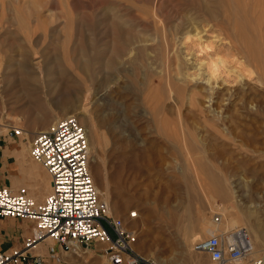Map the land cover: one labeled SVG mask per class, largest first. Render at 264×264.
I'll return each instance as SVG.
<instances>
[{"label":"rangeland","instance_id":"obj_1","mask_svg":"<svg viewBox=\"0 0 264 264\" xmlns=\"http://www.w3.org/2000/svg\"><path fill=\"white\" fill-rule=\"evenodd\" d=\"M197 32L211 59L196 44ZM218 58L224 65L212 67L211 77L207 67ZM263 79L264 0H0V146L19 147L30 161L28 140L8 139V128L29 138L75 114L99 197L107 185L109 202L124 204L112 214L154 264L192 263L171 209L187 199L193 208L207 206L220 187L238 213L207 214L204 237L226 231L233 217L264 264ZM206 81L227 103L221 117L207 108ZM193 93L200 96L191 100ZM48 190L41 199L29 195L41 201ZM129 210L140 218L130 221ZM255 220L261 241L248 229ZM60 257L64 264H107L94 252Z\"/></svg>","mask_w":264,"mask_h":264},{"label":"built area","instance_id":"obj_2","mask_svg":"<svg viewBox=\"0 0 264 264\" xmlns=\"http://www.w3.org/2000/svg\"><path fill=\"white\" fill-rule=\"evenodd\" d=\"M5 135L28 140L29 157L48 174L49 190L36 201L23 187L0 186V218L32 222L31 233L20 247L0 250V264H41L40 256L31 251L45 238L60 253H100L107 264H154L134 250L135 232L122 218L107 214L99 200L87 169L86 134L75 116L61 117L27 139L18 127H10ZM134 211L127 212L128 218L134 217ZM47 250L59 258L50 246ZM191 251L206 255L214 264H260L261 260L250 256L251 245L242 227L196 239Z\"/></svg>","mask_w":264,"mask_h":264},{"label":"bare ground","instance_id":"obj_3","mask_svg":"<svg viewBox=\"0 0 264 264\" xmlns=\"http://www.w3.org/2000/svg\"><path fill=\"white\" fill-rule=\"evenodd\" d=\"M199 32L195 33L194 34V38H197V43L199 46H202L203 42L201 40V36H199ZM188 39V38H187ZM194 42H196L195 40H193ZM192 41V42H193ZM193 42V43H194ZM195 44V45H196ZM204 45V44H203ZM193 46V45H192ZM213 46V45H212ZM194 47V46H193ZM211 48V46H210ZM213 48V47H212ZM202 49L205 50V53H207L208 57L211 59L212 56L209 55L210 53L208 52V46H202ZM212 50V49H211ZM210 50V51H211ZM241 56V55H240ZM205 58V57H204ZM239 59V58H238ZM243 59V58H242ZM168 60V59H167ZM217 60V59H215ZM243 61V60H242ZM212 66H209L207 67L208 70H210V76L212 77V75L215 73L214 69L212 67H215L217 70L219 69H222L223 67V62L221 60H218L217 61H212ZM203 63V61H202ZM205 64V63H204ZM201 65V64H200ZM214 65V66H213ZM201 67V66H200ZM244 67V65H243ZM206 68V69H207ZM200 69V68H199ZM239 70H242L241 66L238 67ZM177 70V69H176ZM224 70V69H223ZM223 72V71H222ZM237 72V71H236ZM242 72V71H241ZM226 73V72H225ZM178 70H177V75H178ZM245 74V73H244ZM257 74V73H256ZM214 76V75H213ZM228 76V75H227ZM196 77V76H195ZM195 77H192V80L191 82L195 81V83H198V81L195 79ZM261 77V76H260ZM194 79V80H193ZM264 80V79H263ZM209 81V80H208ZM206 81V86L203 85V87L201 88L202 90H207V89H210L212 91V94L211 96L205 98L206 99V105H207V108L209 109V112H212L213 114H215L217 117H221L224 112H225V106L226 105L224 103L225 100H219V99H215V97H213L214 95L217 94V91H215L214 89V86L210 85V83ZM108 82H110L108 80ZM190 82V83H191ZM200 85H202L200 83ZM104 86V85H103ZM191 88V85L189 86ZM207 87H210V88H207ZM196 96H200V93H193V96L192 97H189V99L193 100ZM262 97V96H261ZM261 99V98H260ZM106 100V99H105ZM226 102V101H225ZM240 102L242 103V105L244 104H249L248 102H246V99H241ZM263 103V102H262ZM73 116H75V114H71ZM206 115V114H205ZM76 118V116H75ZM78 121V120H77ZM79 122V121H78ZM80 124V123H79ZM81 125V124H80ZM1 126V125H0ZM82 126V125H81ZM83 127V126H82ZM9 129V128H8ZM84 129V128H83ZM85 131V129H84ZM21 133L23 135V137L25 136L26 139L28 138V136L25 134L24 135V132L21 130ZM85 134H86V131H85ZM86 139H87V134H86ZM135 139V138H133ZM27 141V140H25ZM87 143H88V140H87ZM18 152H20L22 158L24 157V151L22 149H18ZM29 155V154H28ZM30 158V157H29ZM89 159H90V152H89V144H88V161H87V169L89 168ZM30 163L33 164L36 163L35 161H33L31 158H30V161H28ZM200 163V162H199ZM37 165H39L38 163H36ZM41 167V165H39ZM42 168V167H41ZM43 169V168H42ZM44 170V169H43ZM89 171V169H88ZM90 173V171H89ZM98 172H97V169H95V176H97ZM187 177L188 175H185V180H187ZM105 181H107L106 177L103 178ZM93 182V181H92ZM107 184V183H106ZM95 186V185H94ZM190 186V185H189ZM46 187L47 189H49V180L47 181L46 180ZM214 189L217 188L216 185H213ZM221 188V187H220ZM219 188V191L216 190V196L212 195V196H209V199L212 200V203L211 204H208L207 206H203L201 205L200 207H197V208H193L192 206V203H191V200L190 199H187L186 202L184 204H182L181 206H179V208H174V209H171V215H172V212H173V216H171V220H172V223L173 220H175V227H179V232H177V234L179 235L180 237V241H181V247L183 248V251L188 254V249L190 248L189 246L192 245V243L196 240V239H200L202 237H204L210 230H209V223H207L206 221V217H207V214H209V216L211 215H214L216 214V212L214 213V211H225L226 213H228L229 215H233V214H237V207L235 206H230L227 205V203L231 200V195H229V193L227 192V189H223ZM95 190L98 194V191L95 187ZM109 190V189H108ZM107 190V185H106V189L102 190V193L100 195V197L102 199H100L99 197V194H98V198L99 200L105 204V208H106V212L107 214H110V215H113L112 214V210L113 208H120L122 209L123 208V205L124 204H117L116 202L114 204L110 203L109 202V191ZM190 192V191H189ZM193 192V191H192ZM191 193V192H190ZM194 193V192H193ZM192 193V194H193ZM193 196V195H192ZM194 197V196H193ZM192 197V198H193ZM189 198V197H188ZM191 198V199H192ZM197 197H195L194 199H196ZM221 200V201H220ZM218 201L220 202H223V204H220ZM232 204V203H231ZM219 205H222L221 208L219 209H215V208H218ZM208 211V213L206 212ZM192 212L195 213L196 215V218L195 219H191L189 217V214H191ZM221 213V212H220ZM138 213L136 211H134V217L132 219L129 218L130 221H134L135 219H138L140 217H138ZM128 218V216H127ZM212 219V218H211ZM208 220V219H207ZM216 220V221H215ZM223 218H221L220 216H214L213 218V222L214 224L216 225H219L220 223H223ZM229 222H230V225H228L226 222H225V226H224V229L226 228H236L238 226H235L236 222L235 220L233 219V217L231 219H229ZM253 222V223H252ZM250 222L249 221V231H252V233L254 234L255 238L256 239H259L261 241V237L263 235V231L261 230V224L259 223V221L255 220V221H252ZM232 225V226H231ZM227 229V230H228ZM247 229V230H248ZM209 230V231H208ZM218 231V230H217ZM224 231V230H223ZM246 235H247V238L249 240V243L251 245V254L250 256L253 257V254H254V250H253V241L249 239V236H248V233L247 231H245ZM46 240H49L48 238H45L43 240V242H45ZM41 244H38L36 245V248L38 246H40ZM133 248H134V245H133ZM135 250V248H134ZM136 251V250H135ZM195 253V252H194ZM192 254L189 259L192 261V262H196V263H202L201 262V257L202 254L201 253H195V254ZM68 254V253H67ZM142 255V254H141ZM197 255H200V256H197ZM143 256V255H142ZM206 256V255H205ZM145 257V256H143ZM207 257V256H206ZM263 260H264V257H263ZM241 263H244L246 264L245 262H240V263H237V264H241ZM262 263V260H260V264Z\"/></svg>","mask_w":264,"mask_h":264},{"label":"crops","instance_id":"obj_4","mask_svg":"<svg viewBox=\"0 0 264 264\" xmlns=\"http://www.w3.org/2000/svg\"><path fill=\"white\" fill-rule=\"evenodd\" d=\"M45 121L48 122V119ZM17 148L19 147L0 146V186L9 187L12 190H16L19 187L29 188V193L31 191L37 199H41L47 189L45 174L42 172L43 169L38 165L41 170L34 162L33 164L28 162L29 160H27L25 154L22 158L21 154L17 152ZM26 192L28 193L27 190ZM31 227L32 222L25 219L0 218V250L8 251L12 248L20 247L22 239L31 233ZM49 241H41L39 243L41 245L31 251V254L39 255L41 264H64L57 246H55V251L59 258L56 259L49 255L47 250L50 245Z\"/></svg>","mask_w":264,"mask_h":264}]
</instances>
